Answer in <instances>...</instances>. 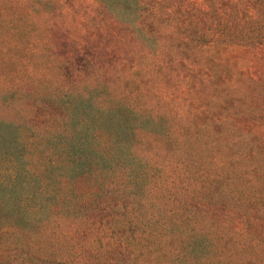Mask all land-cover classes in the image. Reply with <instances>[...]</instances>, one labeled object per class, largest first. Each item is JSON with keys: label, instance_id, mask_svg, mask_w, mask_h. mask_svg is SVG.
Here are the masks:
<instances>
[{"label": "trees", "instance_id": "16d2710c", "mask_svg": "<svg viewBox=\"0 0 264 264\" xmlns=\"http://www.w3.org/2000/svg\"><path fill=\"white\" fill-rule=\"evenodd\" d=\"M102 1L154 46L175 30L167 18L206 41L217 115L205 133L172 131L93 87L58 91L50 132L0 119V264H264V0ZM57 219L68 228L53 238L75 248L60 263L27 250L25 233Z\"/></svg>", "mask_w": 264, "mask_h": 264}, {"label": "rangeland", "instance_id": "374dc122", "mask_svg": "<svg viewBox=\"0 0 264 264\" xmlns=\"http://www.w3.org/2000/svg\"><path fill=\"white\" fill-rule=\"evenodd\" d=\"M149 3L151 8L154 0ZM170 20L162 24L175 30L165 33L162 46H154L153 39L138 37L134 23L117 16L102 0H0V94L5 96L0 97V119L39 123L37 129L50 132L58 126L48 120L49 113H60L53 111L59 90L86 93L108 87L102 98L162 117L172 131L211 130L204 123L217 115L214 53L205 48L206 41L188 40V31L171 27ZM14 85L22 91L6 93V87ZM140 142L159 155L176 153L175 145L166 142ZM67 225L57 219L25 232L27 250L60 263L75 248L52 233ZM18 239L9 235L4 241Z\"/></svg>", "mask_w": 264, "mask_h": 264}]
</instances>
